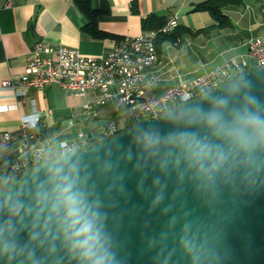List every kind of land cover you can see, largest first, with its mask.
I'll return each instance as SVG.
<instances>
[{"label":"water","instance_id":"95a60500","mask_svg":"<svg viewBox=\"0 0 264 264\" xmlns=\"http://www.w3.org/2000/svg\"><path fill=\"white\" fill-rule=\"evenodd\" d=\"M66 195L92 224L91 257ZM94 262L264 264V64L0 186V264Z\"/></svg>","mask_w":264,"mask_h":264},{"label":"crops","instance_id":"0c3cea01","mask_svg":"<svg viewBox=\"0 0 264 264\" xmlns=\"http://www.w3.org/2000/svg\"><path fill=\"white\" fill-rule=\"evenodd\" d=\"M91 1L95 7L101 1L107 3V11L98 16V28L107 33L101 38L82 32L86 18L74 0H0V105L7 107L0 109V131H16L21 116L40 114L39 123L29 129L32 140L18 139L0 146V169L46 138L67 139L78 126L86 128L113 116L103 105L97 106V115L79 114L83 98L54 83L27 91L19 86L2 87L3 79L16 80L23 72L33 42L103 54L121 38L138 35L143 30L142 19L149 14L165 18L176 14L179 25L192 32L214 23L207 11L193 9L202 0ZM225 12L230 23L223 28L183 31L174 40H163L158 61L147 69L151 82L146 94L161 93L180 79L198 76L230 56L244 54L248 38L264 33V0H244L241 5L226 7Z\"/></svg>","mask_w":264,"mask_h":264},{"label":"built area","instance_id":"2783aa9c","mask_svg":"<svg viewBox=\"0 0 264 264\" xmlns=\"http://www.w3.org/2000/svg\"><path fill=\"white\" fill-rule=\"evenodd\" d=\"M178 25L177 15L171 14L161 26L144 29L136 36H125L103 54H85L76 47L33 42L23 72L16 80L3 79L2 87L19 86L27 91L54 83L83 98L79 114L97 115V106L108 102L113 104V110L121 112L78 128L67 139L46 138L41 144L30 146L25 154L15 156L0 169V186L5 179L41 160L109 138L140 119L158 117L166 109L216 88L235 74L264 64L263 33L248 38L244 54L230 56L198 76L180 79L161 93L146 94L151 82L147 69L159 59L156 38ZM6 108L0 105V109ZM31 115L21 116L16 131H0V146L18 139L32 140L34 134L29 129L39 123L40 114Z\"/></svg>","mask_w":264,"mask_h":264},{"label":"trees","instance_id":"16d2710c","mask_svg":"<svg viewBox=\"0 0 264 264\" xmlns=\"http://www.w3.org/2000/svg\"><path fill=\"white\" fill-rule=\"evenodd\" d=\"M74 2L86 18V21L82 26V32L97 38L106 36L107 33L98 28V16L107 11V3L101 1L100 5L95 7L92 5L91 0H74ZM243 3L244 0H202L197 2L193 9L196 11H207L213 18L214 23L207 27L196 29L193 32L206 30L208 28H222L226 25H229L230 20L227 13L225 12V8L228 6H238ZM104 5L106 6L104 7ZM165 21L166 18L163 16L149 14L142 19L143 30L157 28L158 26L164 24ZM183 31L193 33L187 27L182 28V26L178 25L173 31L169 33L159 34L156 38L157 49L159 50L160 44L163 42V40H174L176 37L180 36Z\"/></svg>","mask_w":264,"mask_h":264},{"label":"clouds","instance_id":"9594fccd","mask_svg":"<svg viewBox=\"0 0 264 264\" xmlns=\"http://www.w3.org/2000/svg\"><path fill=\"white\" fill-rule=\"evenodd\" d=\"M248 122L255 124L257 127L262 125V122L257 117H249ZM64 192L67 193L68 189H64ZM63 204L66 209L65 218L69 221L68 227L75 229L73 237L78 238L76 246L83 249L84 256L91 257L94 246L91 222L86 218V214H82L83 209L80 207L78 198L74 195H66ZM78 225L79 227H77ZM94 264H99V262H94Z\"/></svg>","mask_w":264,"mask_h":264},{"label":"rangeland","instance_id":"374dc122","mask_svg":"<svg viewBox=\"0 0 264 264\" xmlns=\"http://www.w3.org/2000/svg\"><path fill=\"white\" fill-rule=\"evenodd\" d=\"M225 27V26H224ZM223 28V27H222ZM103 106H105V108H108V109H110L113 113V116H116V115H119V113L121 112V110H112V103L111 102H108V103H106L105 105H103ZM102 107V106H101ZM89 116V115H88ZM100 119H103V118H100ZM67 125V124H66ZM69 126V124L67 125V127ZM79 128V126L76 128V131H77V129ZM75 131V132H76Z\"/></svg>","mask_w":264,"mask_h":264}]
</instances>
